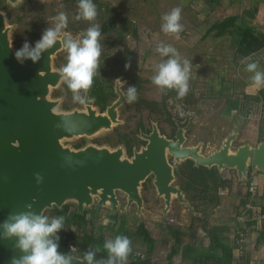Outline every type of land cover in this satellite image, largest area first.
Returning a JSON list of instances; mask_svg holds the SVG:
<instances>
[{
    "label": "rangeland",
    "instance_id": "1",
    "mask_svg": "<svg viewBox=\"0 0 264 264\" xmlns=\"http://www.w3.org/2000/svg\"><path fill=\"white\" fill-rule=\"evenodd\" d=\"M108 1H106L108 6L113 5L112 7L115 9L131 11L127 18L138 25L140 30V38L137 39L136 47L140 52H149L145 66H142L143 78H147L143 93L145 100H159L160 91L152 83L157 65L163 59H166L156 52L159 44L173 45L183 58L192 61L193 67L188 95L193 102L190 106L195 114L188 130L191 135L189 143H195L198 140L202 144L203 153L209 154L219 147L221 141L233 131L232 128L234 127L236 129L241 127L242 132L239 133V136L236 131L237 139L231 144L232 150L238 147L237 143H240V140L248 141L249 138L250 140L255 138L254 130L259 128L264 121V109L262 107L264 100H261V97H264V87L255 88L252 86L250 81L252 74L246 72L245 67L247 63L256 62L260 70H264V48L247 57L251 59L243 58L237 54L235 37L229 31L223 36L215 38L213 36L214 31L208 32V29L213 23L221 21L225 17L237 16L238 21L236 22L238 24L247 25L253 29L254 33L264 36V16L262 15V18L257 13L258 5L263 0ZM175 7L182 9L181 23L184 27L183 32L180 34L181 39L178 41L161 30V17ZM67 8L73 9L74 5L66 6L64 0H20L17 5L12 6L6 0H0V11L5 16L7 26L11 27L10 39L13 48H15L14 42L17 37V24H13L16 17L23 14L25 20H28L42 12V16L40 14L39 16L48 19L49 12ZM104 8H106L105 5ZM39 34L42 35L41 32ZM49 98L59 100L56 111H65L62 109V104H67L70 108H73L72 106L78 109L81 108L80 102H74L72 99L64 97L62 92L53 89H50ZM93 108L97 109L94 105ZM246 116H248V119ZM245 118L247 121H244ZM111 131L101 133L92 139L75 138L71 141H65L63 144L74 148L77 143L84 140L86 144L99 145L107 143L112 146L110 142H106V137H114L116 134L113 135ZM118 132L125 133L126 130H117ZM109 148L115 149L117 147ZM254 171L256 170L251 168L250 172L252 174H254ZM215 173L229 183L227 186L217 189L216 196L219 203L216 206L200 203V198L198 200L199 207L193 210L180 208L173 203L170 211L165 215L166 217H163L161 202L153 198L154 192L148 186L145 192L141 193L146 199L145 204L141 206L140 214L137 215L134 205L123 212L121 208L124 205L123 196L125 195L120 194L119 200L117 199L119 209L115 214H109V210L106 208L93 205L84 211L86 214L82 223L83 227L87 233L93 234L94 239H100V246H102L105 240L116 236V230L122 223L120 235H125L132 241L133 251L130 256L149 259L151 264H168L166 256L174 248L178 254L172 258L170 264H190L187 261L180 260L181 245L174 244L171 231L174 229L179 231L183 245L205 247L208 244V239L204 233L205 230L201 226L204 224L206 229L215 227L217 229L216 234L225 241L228 238L227 244L235 250L232 253V264H246L247 260L243 256L249 250L245 248L244 238L246 235H244L245 232L241 231L243 232V239L237 243L239 237L236 233L237 230H240L239 228L244 229L246 233H251L250 231L253 230L250 236L252 237V243L257 239V235L264 230V221L261 218V208L264 206V182L260 185V188L258 186V193H263L262 197L255 194L249 203L252 204L254 213H252L253 220L251 222H256L259 225L258 229L254 230L255 228L251 229L249 225L245 226V224L236 222V216L239 215L238 208L240 207L238 203L240 199H246L244 195L246 180L238 181L235 171L231 169H223L215 171ZM256 183L259 184L257 181ZM147 184L149 185V183ZM190 191L188 195L192 196L193 193ZM63 207H66L64 231H69L73 228L71 225L75 206L66 204L61 209ZM44 214L50 218L57 216L55 209L46 211ZM104 219H108L111 223L105 225L103 223ZM139 225H142L154 240V249L150 254L146 252L145 244L135 233ZM221 233H228L229 235ZM225 236H227L226 239ZM229 238H234L233 242L229 243ZM251 251L250 258H248V261L251 260V262L248 264H264V260L258 259V256L256 259V253L253 250Z\"/></svg>",
    "mask_w": 264,
    "mask_h": 264
},
{
    "label": "water",
    "instance_id": "2",
    "mask_svg": "<svg viewBox=\"0 0 264 264\" xmlns=\"http://www.w3.org/2000/svg\"><path fill=\"white\" fill-rule=\"evenodd\" d=\"M6 1L15 6L20 0ZM10 33L0 11V222L10 213L25 210L26 205L43 214L66 204H73L77 215L93 205L115 214L119 209L116 191L126 195L124 212L134 203L138 215L139 187L150 174L157 196L164 200V217L172 197L185 204L181 191L171 186L167 154L175 164L190 160L198 167L234 170L238 181L247 178L248 164L264 174V141L244 143L232 150L236 128L208 155L201 154L199 145L181 146L182 130L177 131L175 143L158 137L154 130L146 137V147L131 159L121 147L86 144L74 149L64 145L65 141L92 139L111 130L117 123V108L125 99L116 88L118 98L103 113L87 99L82 110L56 111L59 100H51L49 93L61 78L52 68V58L63 47V37L38 63L26 60L20 64ZM35 173L43 176L42 184H37ZM12 255H18L12 244L0 241V264H9Z\"/></svg>",
    "mask_w": 264,
    "mask_h": 264
},
{
    "label": "flooded vegetation",
    "instance_id": "3",
    "mask_svg": "<svg viewBox=\"0 0 264 264\" xmlns=\"http://www.w3.org/2000/svg\"><path fill=\"white\" fill-rule=\"evenodd\" d=\"M106 1L108 0H93L98 9L96 23L101 26V33L103 35L101 39V44L103 45V64L101 65L102 67L100 69L101 77L97 76L95 78L94 85L85 99L91 102L92 107L93 105L97 107V110L100 113H103L106 108L118 98L115 90L116 88H118L117 90H119V92L123 95L125 101L118 106L116 116L117 123L111 128V133L113 135L115 133L116 134L114 137H106V142H110L112 146L107 143H102L95 146L101 147L107 145V147L109 146L111 148L121 147L125 157L131 159L134 153H137L142 148L146 147L148 143L146 137L151 136L154 130L156 131L158 137H161L165 141L172 143L177 141V131L182 130L183 143L181 146L194 147L199 145L201 154L208 155L203 153L202 144H200L198 140L195 143L188 142L191 136L188 130L195 114L190 106L193 102L189 99H186L190 97L189 95L181 100L177 98V93L175 91H169L167 95L160 92L158 101L144 99V85L147 83V78H143L142 66H145V62L147 61L146 57L149 52H140L136 47V44L138 43L137 39L140 38L139 26L127 18L131 11L115 9L112 7L113 5L108 6ZM64 3L66 6L74 5V8L49 12L50 16L48 19L40 17L42 16V12L39 13L40 16L37 14L36 17L34 16L28 20H25V15L23 14L16 17L13 21V24H17V37L14 42V49H20L26 41L34 46L35 42L41 38L39 32L42 33L47 27L52 26L53 17H55L61 11H64L68 14V28L66 29V32L73 39L79 38L81 34L87 29V27H89V23L82 19H75L78 12V0H64ZM104 5L106 8H104ZM129 61L131 67L126 70L125 64L129 63ZM66 63L67 50L62 47L52 58V68L59 72V69ZM133 85L137 87L139 98L137 102L129 104L126 99L127 87ZM52 89L62 92L64 97H68L73 100L71 91L68 90L66 84L62 80L57 88ZM177 105L181 106L179 110L177 109ZM61 106L65 111H69L70 109L72 110L74 108L77 110H82L84 108V102L81 103L80 109L74 106H72L73 108H70V106L67 104H62ZM181 111L184 113V115L180 114ZM246 117L248 119V116ZM244 121H247L246 118ZM240 128L241 127H237L239 136V133L242 132V129ZM117 130H126V132L117 133ZM254 133L255 138L253 140H250V138L247 139L248 141L240 140V143H237V146H240L244 143L255 145L256 143L263 142L264 121L263 124L259 126V128L254 130ZM85 145L86 143H84V140H82L74 146V149L82 148ZM166 159L172 168L173 180L171 182V186L176 187L181 191L183 200L185 201L184 204L179 202L176 197H172L169 202L167 214L170 211L171 205L173 203L178 205L180 208L183 207L187 210L196 209L199 207V186L198 181L195 179V172L191 171L190 174L188 169H196L198 166H195V164L190 160H184L178 164H175L173 163L172 157H170L168 154L166 155ZM212 168L217 171L215 167H211L210 169ZM251 168V165L248 164V173L251 171ZM188 175L194 178L191 182L192 187L190 192L193 193L192 196H189V192H185L182 187L184 185L183 179L188 178ZM256 181L258 183H260V181L263 183L264 174L256 171ZM147 183H149V185ZM148 186H150L154 192L153 198L155 200H160L164 212V200L157 196L155 187L152 183L151 174L148 175L143 182H141L139 187L141 206L145 204L146 199V197L144 195L142 196L141 193H144ZM120 194L123 193L116 191V199L119 200ZM123 198L124 205L121 210L124 212V206L127 204L126 195L123 196ZM132 205L137 208L134 203L129 204L128 208Z\"/></svg>",
    "mask_w": 264,
    "mask_h": 264
},
{
    "label": "clouds",
    "instance_id": "4",
    "mask_svg": "<svg viewBox=\"0 0 264 264\" xmlns=\"http://www.w3.org/2000/svg\"><path fill=\"white\" fill-rule=\"evenodd\" d=\"M77 8L75 19L89 23V27L79 38L73 39L68 35L66 32L68 14L61 11L53 17L52 26L42 32L41 38L34 46L26 41L14 55L20 64L26 60L38 63L43 54L61 42L63 37L62 45L67 50V63L59 69L60 78L71 91L73 101L83 103L94 85L95 78L100 76L103 64L101 44L103 35L101 26L96 23L98 9L93 0H78ZM181 13L182 9L175 7L161 17L162 32L177 41L181 39L180 34L184 30ZM156 52L166 59L157 65L152 83L161 93L167 95L169 91H175L178 99H184L190 91L192 61L183 58L171 44H159ZM130 67L129 61L125 64V69ZM245 71L252 74L250 81L253 87H264V70H260L258 63H247ZM138 98L137 87L128 86L127 102L135 103ZM180 107L177 105L178 110ZM180 114L184 115L182 111ZM249 174L247 171L248 176ZM34 176L37 184L43 183V176L40 173H35ZM244 195L247 203L249 197L245 193ZM103 223L107 225L111 221L104 219ZM64 229V216L50 218L42 212L33 211L31 205H26L23 211L10 213L3 222H0V241L10 242L13 252L18 253L9 258V264H127L132 254V241L125 235L107 239L102 246L90 245L82 257L76 255L78 251L76 246H70L69 251L65 253L60 250L59 245V233ZM242 231L245 232L244 229ZM101 252L106 253V258H98Z\"/></svg>",
    "mask_w": 264,
    "mask_h": 264
},
{
    "label": "trees",
    "instance_id": "5",
    "mask_svg": "<svg viewBox=\"0 0 264 264\" xmlns=\"http://www.w3.org/2000/svg\"><path fill=\"white\" fill-rule=\"evenodd\" d=\"M237 16H228L222 19L221 21L213 23L208 32L214 31L213 36L219 38L223 36L226 32H230L236 40L237 43V54L243 58H247L253 53L264 48V36L256 34L253 32V29L247 25L238 24L236 21ZM19 48L15 49L18 50ZM190 100L189 98H186ZM189 173L191 171L195 172L196 180L198 181L199 186V198L201 199L200 203L205 205L209 204L211 206H216L219 203L218 197L216 196L217 189L219 187H225L229 183L218 177L215 173V169H207L204 167L198 168H189ZM194 178L188 175V178L183 179L184 185L182 186L185 192H189L192 187V180ZM207 203V204H206ZM246 199H240L238 205H244ZM57 216H64L66 214V207L63 209H55ZM264 214V207L261 211ZM85 212L82 215L72 214V229L69 231L62 230L59 233L60 240V250L67 253L69 251V244H74L78 251L76 255L82 257L83 253L89 248V246L101 245L100 239H94L92 233H87L83 227V221ZM247 222V225L254 224V222ZM203 230H205L206 237L208 239V244L205 247H195L192 245H183L181 242V234L177 229L171 231V235L174 241V244L181 245L180 250V260L184 262H189L190 264H232V247L227 244L222 237H219L216 232L215 227L205 228L204 224L201 225ZM120 230H122V223L120 224L118 230H116V236L120 235ZM82 233V234H81ZM136 235L141 238V241L146 246V252L152 253L154 249V240L143 228L142 225H139L136 229ZM257 241L264 240V230L257 235ZM178 252L176 249H171L166 256L167 263L170 264L172 258L177 255ZM99 257H105L106 253L101 252L98 254ZM127 264H151L149 259H142L140 257L130 256Z\"/></svg>",
    "mask_w": 264,
    "mask_h": 264
},
{
    "label": "built area",
    "instance_id": "6",
    "mask_svg": "<svg viewBox=\"0 0 264 264\" xmlns=\"http://www.w3.org/2000/svg\"><path fill=\"white\" fill-rule=\"evenodd\" d=\"M254 175H255V171H254V174L250 172L248 178L245 181L244 193L249 197V200L247 201L246 204L238 208L239 215L236 216V222L239 224H245V226H247V222L253 220V218L251 217L253 213V208H252L253 206L252 204H249V203H250L251 198L254 197L257 192V183L255 181ZM261 218L264 219V214L261 215ZM239 229L240 230H237V233H236V235L239 237V241L237 243L241 242V240L243 239V235H242L243 232H241L243 229L242 228H239ZM70 246H74V245L69 244V248Z\"/></svg>",
    "mask_w": 264,
    "mask_h": 264
},
{
    "label": "crops",
    "instance_id": "7",
    "mask_svg": "<svg viewBox=\"0 0 264 264\" xmlns=\"http://www.w3.org/2000/svg\"><path fill=\"white\" fill-rule=\"evenodd\" d=\"M257 13H259L261 16L263 15L264 16V0H263V2H261V3H259V5H258V8H257ZM263 16H262V18H263ZM261 100L263 101L264 100V97H261ZM262 107H263V109H264V103L262 102ZM262 184V182L260 181V183H259V188H260V185ZM258 192H259V190H258ZM257 192V195L256 196H258V197H262V194L263 193H258ZM257 199V198H256ZM256 199H255V202H256ZM260 206V205H259ZM264 207V206H263ZM262 209V208H261ZM262 211V210H261ZM263 221H264V219H263ZM256 222H254V224H255ZM254 224H252L251 226L249 225V227H251V229H254V230H257L258 229V226L259 225H257V223L254 225ZM248 226V225H247ZM251 233H246V231H245V233H244V235H246V237L244 238V242L246 243V247L245 248H247V249H249V250H247L244 254H243V256H245V260H247V263L246 264H248L249 262H251V260H249L248 261V258H250L249 256H250V252H252L251 250H253V252H255L256 253V256H255V258L258 256V259L260 258V260H264V240L263 241H260V242H258L257 241V239H255L254 240V242H252L251 243V238L252 237H250L251 236V234H252V232H253V230L252 231H250ZM261 233V232H260ZM221 234H224V233H221ZM224 235H229L228 233L227 234H224ZM226 237L227 236H225L224 238L226 239ZM248 237H250V238H248ZM258 237V236H257ZM230 239V241H229V243L230 242H233V240H234V238H229ZM227 243H228V238H227ZM249 244V245H248ZM230 246V245H229ZM230 247H232V246H230ZM235 250H234V248H232V253L234 252ZM257 259V258H256Z\"/></svg>",
    "mask_w": 264,
    "mask_h": 264
}]
</instances>
